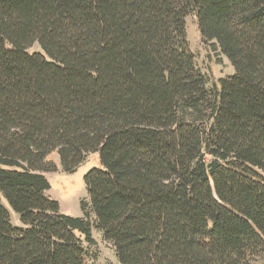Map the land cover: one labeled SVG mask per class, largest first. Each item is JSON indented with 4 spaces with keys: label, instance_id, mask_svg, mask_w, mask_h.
<instances>
[{
    "label": "trees",
    "instance_id": "obj_1",
    "mask_svg": "<svg viewBox=\"0 0 264 264\" xmlns=\"http://www.w3.org/2000/svg\"><path fill=\"white\" fill-rule=\"evenodd\" d=\"M96 152L60 213L45 173ZM92 224L119 264H264V0H0V264H89Z\"/></svg>",
    "mask_w": 264,
    "mask_h": 264
},
{
    "label": "rangeland",
    "instance_id": "obj_2",
    "mask_svg": "<svg viewBox=\"0 0 264 264\" xmlns=\"http://www.w3.org/2000/svg\"><path fill=\"white\" fill-rule=\"evenodd\" d=\"M185 22L186 38L190 52L195 57L196 66L205 75L207 87H217V80L232 75L233 68L226 57L214 52L212 48L203 43L194 15L186 17ZM38 51L37 45H33L28 49L29 53ZM99 166V155L96 152L87 156L73 172H64L59 167L55 172L45 173V177L50 184V189L46 192V195L58 203L60 213L74 218L83 217L80 204L84 202L86 203L85 207L88 206L84 176L91 168ZM1 202L9 212L11 224L15 227H24L19 215L8 206L3 198H1ZM93 217V214L90 213L88 219L91 223ZM91 236L94 241L92 245L83 242V246L87 251V262L89 264H119L112 245L103 239L101 232L96 229L94 224L91 226Z\"/></svg>",
    "mask_w": 264,
    "mask_h": 264
}]
</instances>
